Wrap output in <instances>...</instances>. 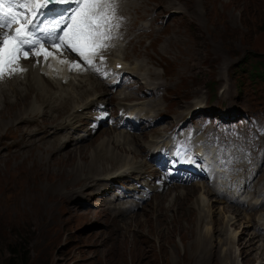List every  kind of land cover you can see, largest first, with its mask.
<instances>
[{"label":"rangeland","instance_id":"1","mask_svg":"<svg viewBox=\"0 0 264 264\" xmlns=\"http://www.w3.org/2000/svg\"><path fill=\"white\" fill-rule=\"evenodd\" d=\"M139 1L134 0V3L137 4ZM147 3L156 6L157 10L164 11L169 5L175 4L189 19L186 27L171 29L161 35L154 45L146 49L147 52L156 51L160 56L176 59L178 65L192 67L200 81L208 80L221 65L222 73L227 78L226 67L243 56H253L256 63L259 62L261 69L264 70V0H156V3L154 0H149ZM151 15L153 12L147 17ZM166 15L167 13L163 12L157 16V21L162 22L159 23L161 27H166L164 21L170 25L180 22V20L172 22L171 15L165 20ZM142 37L140 43L129 48L132 53L137 54V47H141L149 39L146 35ZM38 62L42 63L41 60H37L36 63ZM26 65L28 66V63ZM153 67L161 71L160 66ZM35 74L37 75L36 71ZM71 75L75 82L83 79L80 75L73 73ZM27 78L29 79L28 75ZM148 80L154 81L155 78ZM169 83L173 84L172 81ZM256 87L258 88L255 98L264 104V85L260 84ZM7 88L9 84L5 85V89ZM184 89L188 95L194 91L190 88ZM207 96L208 93L205 92L203 101ZM249 96L250 94L247 93V100ZM30 97L31 95H27L26 98L30 99ZM65 104L72 106L71 101H66ZM257 105L260 107V103ZM17 106L18 104L15 103L7 114L4 111L3 119L10 118L12 114L9 112H15ZM1 108H4L2 103ZM26 114L28 113L24 110L22 115ZM15 118L16 116L4 122L9 123ZM16 123V121L10 125L0 123V134H3L0 141L10 137L12 138L9 140L16 138V133L20 131ZM51 128L62 132L61 138L68 140L66 142L68 152L63 155L55 153L56 158H54L43 149L35 153L34 150L38 149L36 148L28 152L2 156L7 162L0 165V264H23L21 256L28 259L27 264H235L236 262H240L236 264H264V254L259 259H255L257 253L262 251L257 247L263 240L258 237L257 243L254 242L252 245L254 250H248L250 248L248 234L254 230L242 215L240 221L248 224V228L244 230V235L235 237L236 248L228 247L229 244L223 241L228 232L214 231L215 226L212 224L214 233L210 235V231L206 230L201 235L204 228L202 223L198 222L199 216L194 206L195 193L199 191L198 189H170L169 193L155 197L156 199L150 200L139 210L140 212L137 211L143 213L138 214L140 217L137 215L135 220L130 218L127 220L132 214L125 213L120 214L117 217L120 219L115 221V218L110 217L113 216L112 210L108 208L111 202L97 205L95 193L90 194L89 191H85V187H81L83 183L88 182L89 189L90 178L94 175L87 174V178L82 176L81 173L88 172L90 168L82 169L79 151L69 149L72 137L66 129L57 126H50ZM116 132L123 133V131ZM106 134L111 135L104 127L93 137L95 139L91 141L95 140L94 142L83 139L86 140L83 144L89 146L88 153L95 148L105 150L99 142L105 140ZM141 140L143 142L144 138ZM49 145L53 146L52 143ZM42 156H45L46 160H43ZM113 158L116 159L115 156ZM125 158L124 155L122 159ZM129 158L132 159V156ZM101 159L94 170L97 173L101 172L104 166L118 164L105 161V157ZM137 159H140V155ZM76 166L80 173L75 171ZM60 183H63V187L59 188ZM124 184H127V180L112 181L99 194L107 195ZM39 185L44 186L42 193L35 191ZM49 186L53 193L45 190ZM62 188L66 190L70 188L71 192L60 191ZM173 194L179 203L172 207L169 201ZM121 199L115 198L112 202L117 203ZM218 201V210L221 211L220 208L223 209L227 203L221 199ZM231 208L235 207L231 205ZM228 211L226 210L230 218L231 212ZM218 215L219 212L215 214L216 217ZM240 221L237 222L238 232H241L243 227ZM125 222L127 230L138 228L136 232L134 231L135 234L131 232L133 237L125 232L123 226H120V223ZM222 226L225 227L224 221ZM201 237L205 242L208 241L207 245L203 244L202 247L198 246L202 243ZM131 248L134 250L129 251ZM131 252V257L126 254Z\"/></svg>","mask_w":264,"mask_h":264},{"label":"bare ground","instance_id":"2","mask_svg":"<svg viewBox=\"0 0 264 264\" xmlns=\"http://www.w3.org/2000/svg\"><path fill=\"white\" fill-rule=\"evenodd\" d=\"M148 1L149 0H141V2L145 3L148 8H156V6H150L147 3ZM154 3H156V0H154ZM169 6L176 8V10H177V6L175 4H171ZM151 33H152L153 38H155L157 36V32L151 31ZM145 52H147V51H145ZM149 52H151V51H149ZM36 57L37 56H33L32 58L23 61V62H25V64L23 63L22 67L28 68V72L27 73L23 72L18 77H15V78L5 82L6 84H9V88L4 89L3 88L4 83L0 84V88H2V92L0 93V104L2 103L4 105V108L0 109V120L2 121L0 123H3L5 125H10L16 121L17 122L16 123L17 128L20 130L18 133H16L15 139L9 140L10 138H12V137H10L7 140L0 141V165H4L7 162L6 160H4L2 158V156L15 155L18 153L28 152L31 149H36V148H38V149L34 150L35 153L37 151H39L40 149H43L44 151L52 154L54 156V158H56L55 153L57 155H63L64 153L68 152V150H66V147H67L66 142L68 140H64L61 138L62 132H57L54 130V128L50 129V126H57L58 128L66 129L67 133L72 137V140L75 141L74 142V141L70 140V142L72 144H71V148H69V149L74 150V151H77V150L79 151V158H80V161L82 162V164H81L82 167L81 166L80 167L82 169H84L83 167L90 168V170L88 172L81 173L82 176H85L87 178V176H86L87 174L94 175L90 178L91 182H90V188L89 189L87 188L88 182L83 183L81 186V187H85L86 188L85 191H89L90 194L96 192L95 186H104L105 184L108 185L112 181L120 180L121 179L120 176H124V175L127 176L128 175L129 177H132V175H134L136 173H138V174L143 173V171H140L136 168L132 169L139 162H142L144 166L147 164L145 160L144 161L142 160L143 156H145V157L147 156L146 155V148H145V146L141 140V138H144L143 132H141L142 135H139L136 133L130 134L126 131H123V133H122V132H116V130L111 129V128L109 129L106 127L107 130L110 131L111 135L109 136L108 135L109 133L106 132L108 134H106L105 140L99 142V145L101 147H104L105 150L95 148L94 151L92 150L91 153H88L89 146H85V144H83L84 143L83 139H86L89 136L90 138L86 139V140L91 141L92 139H95L93 137L96 135V134L92 135V129L91 128L85 130L84 124L89 119V117L84 118L83 115L85 114V111L87 109L99 107V103H97V102L94 103L92 101V99H90L88 101H86V100L89 99L90 97H93L96 94H99V97H97L96 100H101V102L106 104V106H107V104L111 101V97L106 96L108 94V91H109L108 84L102 80L97 81L95 78L92 77L93 76L92 74H90L88 72L80 71V70L78 71V75H80L83 79L79 80V82H75L74 79L72 78V76H70V74L65 73L63 71V69H61V67L58 65H55V66H57L58 70H52L51 68H47L50 71V72H47V74L49 75V76H47L46 74L42 73L43 70L41 69V67L45 65L46 59H44V58L34 59ZM51 58H52V56L47 58V63H46L47 66H48V62L51 60ZM169 59L176 64V66H177L176 73L177 74L189 75L194 70L192 67H188L187 65H178L177 60L174 58H172V59L169 58ZM37 60H41L42 63L38 62V64H37L36 63ZM65 61L68 64L65 65L64 69L69 72L71 70V65L69 63L70 60H69V58H66ZM26 63H28V66L26 65ZM35 71L37 72V75L35 74ZM27 75L29 76V79L27 78ZM23 77L25 79H22ZM63 78H70V82L69 83L63 82ZM85 78L88 81L84 80ZM122 83L124 85H126L127 82L124 79L122 81ZM66 85H69L70 87L67 88ZM188 88L194 89L193 93H196V91H197L193 87H188ZM183 90L186 93V91H185L186 89H183ZM65 92H67V93L64 94ZM87 94H90V96H88ZM27 95H31L32 99H31V97H30V99L26 98ZM13 96L15 98H13ZM1 97H3V98H1ZM33 97H35L36 99L34 98V100H33ZM62 97H64V99L66 101H71L72 106L65 104L66 101L64 99H62ZM25 98H26V100L23 101ZM132 98H133V95L131 93H127L124 96V99H132ZM21 102L23 104L20 106ZM15 103L18 104V106L15 108L16 111L15 112H9V114L10 113L12 114L10 117L11 119L14 116H16V118L9 123L4 122L6 120H9L10 118L8 117L6 119H3L2 116L7 114L8 110L10 108H12V106ZM199 103L200 102H198L196 105H198ZM79 108H82V110H80ZM123 108L125 111L131 112V113H134V112L141 113L143 111V107H140L137 102H134V104L132 106L125 105ZM104 109H107V108L105 107ZM24 110L28 114L23 116L22 114H23ZM4 111H6L5 114L3 113ZM232 111L234 113H236L235 107H232ZM74 114H76V115L73 116ZM152 116L153 115H149V117H152ZM177 118H179V117L175 116L171 121H168V123L163 125L162 127L147 130V134L150 135L153 132H163V131L167 130L168 127L175 121L174 119H177ZM80 120H82L81 123H80ZM144 124H145L144 121L141 122V124H140L141 129L144 128V127H142ZM195 128H196V126L193 127L192 132L197 134V131L195 130ZM78 130H84V133H80V132H78ZM2 136H3V134H0V137H2ZM106 139L110 140V141H107ZM8 140H9V142H8ZM166 140H167V136L162 135L161 138H159L157 140L147 142V147H148V150L151 152V158L152 159H154L158 156V148L160 145L166 144ZM94 141L95 140L91 141V143ZM120 141H122V143H120ZM199 141H200L199 139H196L192 136V142L194 144H198ZM49 143H52L53 146L49 145ZM47 145L49 147H47ZM12 146L15 149V151L8 152V153H2L4 150L3 148H8V147H12ZM112 146L119 149L122 152H125V154L119 153ZM61 151H63V152H61ZM161 151L165 155L170 150H169V147L162 146ZM107 153H108V155H107ZM41 154H42V152H41ZM45 155H46V153H45ZM124 155L126 156V158H125L126 160L122 159V157ZM139 155H140V159L138 160L137 157ZM113 156H115L116 159H114ZM130 156H132V159L129 158ZM103 157H105V161H109L110 163H118V164H116L117 166L116 165L104 166V168L101 169V172L97 173L94 171L95 167L98 164V162L102 160L101 158H103ZM119 158H121V160ZM42 159L44 160L45 156H42ZM87 160L88 161L90 160L89 161L90 167L87 165L88 164ZM84 161H87V162H84ZM126 161H127V164H126ZM39 163H40V161H39ZM75 169H76L75 170L76 172L80 173L79 171H77L78 166H76ZM233 170L239 172V177L241 179L245 178V174L243 173L244 167L235 166L233 168ZM85 171H87V169ZM247 172H248V175L253 180L256 179L258 176L257 171L251 172L250 170H248ZM38 174H39V172H38ZM44 175L48 176L45 173H44ZM262 177H264V176H262ZM57 183H59V181ZM244 183H246V182H244ZM43 187L44 186L39 185L35 188V191L38 193H42ZM60 187H63V183L59 184V188ZM192 188L199 190L197 193H195L196 198L194 199L195 200L194 206L197 208L196 212L198 213V216H199L198 222H199V224L202 223L203 228H204L202 230L201 235L204 233L203 231H206V230L210 231V235H211V233L213 232L211 227L213 225V226H215L214 231L217 230V232H218L219 230H221L220 232H222V233L228 232L227 235L225 236V238L223 239V241L225 243L229 244L228 247H231V246L237 247L235 237L238 238L239 236L244 235L245 234L244 230L248 228V224H245L244 221H242V222L240 221L242 219L241 218V215H242L243 218H245L247 220L246 222H250L251 226H254V229H255V232L253 231L252 233L248 234V236H250L249 240H248V246L250 248L248 250L253 251L254 247L252 245H254V242L257 243V241H258L257 238L259 236H261L260 233H262L261 231L264 228V222L255 225V223L253 221V215L255 213L258 214L259 217L264 216V212H262V210H264V201L261 197L263 190L262 189L258 190L256 192V196H258V197L256 198L255 202L252 201V202H249V204H248V207H252V208L254 206H258V204H260V206H261L260 209H256L254 212H252L250 214H243L241 211H239L240 208L242 207L241 202L236 203L238 206L237 209H235V208L232 209L229 205H224L223 209L220 208L221 211H219L218 210V205H219L218 200L219 199H217L216 197L222 198V196H224V195L221 193H218L214 188H210V187H208L207 189L202 188V187L201 188L200 187H192ZM184 189H188V188H184ZM45 190H50L53 193L51 186H49ZM60 191H65L66 193H68L69 191L71 192L70 188L67 190L62 188V189H60ZM89 193L86 192V194H88V195H89ZM192 193H194V192H192ZM213 195H215L216 197H213ZM53 196H54V194H53ZM155 196L158 197L159 194H157ZM233 196H235V195H233ZM154 199H155V197H154ZM159 200L161 201V198H159ZM47 201H49V199H47ZM162 203H163V200H162ZM178 203L179 202L175 199V194L171 195V200L169 201V205H171L173 207V205L176 206ZM226 210H229L228 212H231L230 218L228 217V215H227L228 213L226 212ZM139 212L134 213L132 216L128 217L127 220H129V218L133 220L134 218L139 216L138 214L141 215V213H143V212H141V213H139ZM218 212H219V215L216 217L215 214ZM121 217H122V215H121ZM132 220L130 221V223L132 222ZM223 221H224L225 227L222 226ZM239 221L243 226L241 232H238L236 229L239 227V225L237 224V222H239ZM125 224H126V222L123 224L120 223V226L124 227L123 229H125V232L128 235L129 234L131 235V232L133 231V233L135 234V232H136L135 230H137L138 228H132V229L127 230L126 229L127 225H125ZM197 228H198V226H197ZM126 233H124V234H126ZM131 236L133 237V235H131ZM136 238L137 237H135V239ZM200 239H202L201 240L202 243L200 244L198 242L199 243L198 246L202 247L203 244L207 245L208 241L205 242L203 240V237H201ZM137 240H139V239L137 238ZM260 242L262 244L259 243L258 245L260 247L258 246L257 249L260 250V248H261L262 251H261V253H257V255L255 256V259L256 258L259 259V257L263 256V254H264V243L262 241H260ZM132 250H134V249L131 248L129 251H132ZM203 251H202V253L205 252V251L204 252ZM126 254L129 255L130 257L132 256V252L130 254H128V253H126ZM236 263H240V262H236Z\"/></svg>","mask_w":264,"mask_h":264},{"label":"snow or ice","instance_id":"3","mask_svg":"<svg viewBox=\"0 0 264 264\" xmlns=\"http://www.w3.org/2000/svg\"><path fill=\"white\" fill-rule=\"evenodd\" d=\"M65 3L72 4L73 7L64 9L59 18L51 23L39 19L45 15L40 9ZM116 7L115 0H0V29L10 30L15 34L10 36L5 31L3 36H0V50L6 48L11 40L14 45L7 53L9 62L18 59L21 54L27 58L29 52L34 56L40 55L36 50L40 40L32 37L36 32L44 31L50 45L70 48L90 64L97 53L92 51L85 55L83 49L91 46L90 42L111 39V29L114 27L111 18ZM48 10L50 13L55 11L51 8ZM57 29H60L61 34H57Z\"/></svg>","mask_w":264,"mask_h":264},{"label":"trees","instance_id":"4","mask_svg":"<svg viewBox=\"0 0 264 264\" xmlns=\"http://www.w3.org/2000/svg\"><path fill=\"white\" fill-rule=\"evenodd\" d=\"M263 74H264V71H263ZM21 259H22V261H24L23 264H27L28 263V259L27 258L24 259V256H21Z\"/></svg>","mask_w":264,"mask_h":264}]
</instances>
